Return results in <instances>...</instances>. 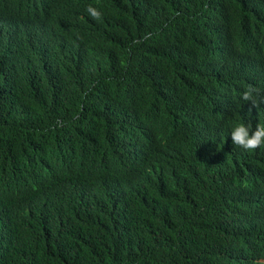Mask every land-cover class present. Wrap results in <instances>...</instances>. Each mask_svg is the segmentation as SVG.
I'll list each match as a JSON object with an SVG mask.
<instances>
[{
    "label": "trees",
    "instance_id": "1",
    "mask_svg": "<svg viewBox=\"0 0 264 264\" xmlns=\"http://www.w3.org/2000/svg\"><path fill=\"white\" fill-rule=\"evenodd\" d=\"M96 1L70 46L0 0V264H264V146L225 130L264 125V0Z\"/></svg>",
    "mask_w": 264,
    "mask_h": 264
},
{
    "label": "clouds",
    "instance_id": "2",
    "mask_svg": "<svg viewBox=\"0 0 264 264\" xmlns=\"http://www.w3.org/2000/svg\"><path fill=\"white\" fill-rule=\"evenodd\" d=\"M31 13L37 16L32 25H42L50 39L61 32L66 34L67 44L70 46L92 45L95 37L103 32L109 21L114 18L113 10L96 0H37L35 4L27 3L20 14L13 16L5 35L13 28L25 24L22 15ZM2 30L3 28H0V31ZM242 99L251 102L255 109L259 105L263 106L264 91L259 97V89L249 86L243 92ZM244 120L245 122H238L236 119L229 121V126L225 128L226 139H231L235 146L250 152L264 146L262 119L254 116Z\"/></svg>",
    "mask_w": 264,
    "mask_h": 264
}]
</instances>
